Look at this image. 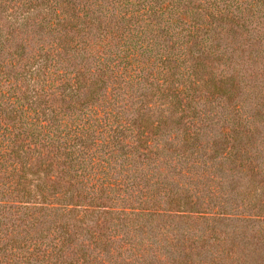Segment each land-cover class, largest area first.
Masks as SVG:
<instances>
[{"label": "trees", "instance_id": "1", "mask_svg": "<svg viewBox=\"0 0 264 264\" xmlns=\"http://www.w3.org/2000/svg\"><path fill=\"white\" fill-rule=\"evenodd\" d=\"M0 264H264V0H0Z\"/></svg>", "mask_w": 264, "mask_h": 264}]
</instances>
